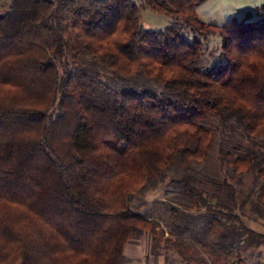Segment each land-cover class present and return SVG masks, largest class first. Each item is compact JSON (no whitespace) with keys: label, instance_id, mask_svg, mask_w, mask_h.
I'll return each mask as SVG.
<instances>
[{"label":"trees","instance_id":"16d2710c","mask_svg":"<svg viewBox=\"0 0 264 264\" xmlns=\"http://www.w3.org/2000/svg\"><path fill=\"white\" fill-rule=\"evenodd\" d=\"M205 1L142 4L201 37L220 34L227 63L205 71L190 66L200 38L150 30L133 0H12L0 15V263L124 264L130 238L157 229L130 196L177 159L188 170L207 156L204 119L264 144V15L216 26L199 18ZM83 56L162 89L116 90L72 68ZM232 163L262 181L264 199L263 154L252 144ZM195 182L172 180L206 205Z\"/></svg>","mask_w":264,"mask_h":264},{"label":"rangeland","instance_id":"374dc122","mask_svg":"<svg viewBox=\"0 0 264 264\" xmlns=\"http://www.w3.org/2000/svg\"><path fill=\"white\" fill-rule=\"evenodd\" d=\"M11 2L0 0V15L6 13ZM133 2L140 8L141 22L150 30L177 25L189 41H203V52L190 62L191 67L205 71L227 63L219 33L201 37L183 19L154 12L142 5L143 0ZM263 5L264 0H207L196 11L202 21L222 26L244 18L248 12L249 20L259 19L264 15ZM104 60V56H83L72 62V68L95 73L116 90L162 89L160 82L147 76H118L104 66ZM201 123L212 134L207 156L192 161L188 170L177 159L166 168L162 179L148 182L143 190L130 196L131 210L151 219L157 229L141 230L130 238L124 247V264H264L262 181L250 171H238L232 163L252 144L264 156L263 137L232 132L215 116ZM186 174L196 178L195 185L202 191L206 205L193 203L182 186L172 183ZM251 231L259 235L253 239Z\"/></svg>","mask_w":264,"mask_h":264}]
</instances>
